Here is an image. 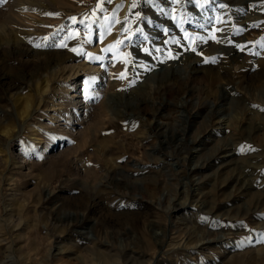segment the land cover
Wrapping results in <instances>:
<instances>
[{
	"label": "rangeland",
	"instance_id": "374dc122",
	"mask_svg": "<svg viewBox=\"0 0 264 264\" xmlns=\"http://www.w3.org/2000/svg\"><path fill=\"white\" fill-rule=\"evenodd\" d=\"M0 264H264V0H0Z\"/></svg>",
	"mask_w": 264,
	"mask_h": 264
},
{
	"label": "bare ground",
	"instance_id": "6f19581e",
	"mask_svg": "<svg viewBox=\"0 0 264 264\" xmlns=\"http://www.w3.org/2000/svg\"><path fill=\"white\" fill-rule=\"evenodd\" d=\"M24 8H25V7H24ZM82 84L84 85V84H85V81H84ZM82 84H81V85H82ZM79 85H80V84H79ZM210 103H211V102H210ZM156 235L159 236V233H156ZM209 240H210V239H209ZM158 241H159V240H158ZM230 245H231V244H230ZM233 246H234V244H233ZM231 247H232V246H231ZM102 253H103V252H100V251H97V252H96V254H98V256H99V255H103ZM104 256H105V255H104ZM102 257H103V256H102ZM99 258H100V257H99ZM102 259H103V258H102ZM104 259H105V258H104Z\"/></svg>",
	"mask_w": 264,
	"mask_h": 264
}]
</instances>
